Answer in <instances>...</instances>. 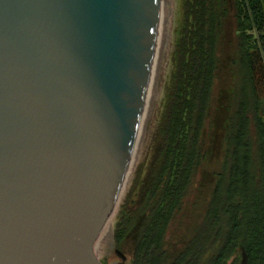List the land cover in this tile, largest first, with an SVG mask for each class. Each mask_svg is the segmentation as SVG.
Segmentation results:
<instances>
[{
    "label": "water",
    "instance_id": "obj_1",
    "mask_svg": "<svg viewBox=\"0 0 264 264\" xmlns=\"http://www.w3.org/2000/svg\"><path fill=\"white\" fill-rule=\"evenodd\" d=\"M171 2L0 0V264H106Z\"/></svg>",
    "mask_w": 264,
    "mask_h": 264
},
{
    "label": "trees",
    "instance_id": "obj_2",
    "mask_svg": "<svg viewBox=\"0 0 264 264\" xmlns=\"http://www.w3.org/2000/svg\"><path fill=\"white\" fill-rule=\"evenodd\" d=\"M183 14L132 263L264 264V0H184ZM196 183L201 211L174 246L170 222Z\"/></svg>",
    "mask_w": 264,
    "mask_h": 264
},
{
    "label": "rangeland",
    "instance_id": "obj_3",
    "mask_svg": "<svg viewBox=\"0 0 264 264\" xmlns=\"http://www.w3.org/2000/svg\"><path fill=\"white\" fill-rule=\"evenodd\" d=\"M183 2L184 0H172L171 2L169 10V26L165 37L166 46L162 65L163 69L159 80L160 83L155 94L156 97L153 107L154 112L152 122L150 124V130L145 138L146 140L142 148L138 152L136 159L130 166L131 169L125 180L126 183L120 196L121 199L119 201V205L116 209V213L112 217V226L109 235L97 248H95V253L106 264H117L119 261H123L120 257L121 255L116 251L117 247L123 254L127 255V258L124 261L128 264H133V252L136 243L135 233L137 231L135 227L141 220L140 216L137 218V215L141 213L139 208L143 203L145 189L151 183L155 165H157V152L161 143L158 136V130L164 116V100L167 92V81L173 69V51L176 46V37L183 26ZM198 192V183H196L193 194L190 193V196L185 199L183 210L170 222L167 238H169L171 243L175 244L174 246H176V243L182 236V233L184 231L186 232L188 228L194 224L201 211L203 205V201L201 200L203 199H200L199 201L198 196L200 194ZM124 205L131 209L130 211H132V216H134L131 223V228L133 227V229L126 234L123 243L118 246L117 241L115 240V230L117 228L116 223Z\"/></svg>",
    "mask_w": 264,
    "mask_h": 264
},
{
    "label": "flooded vegetation",
    "instance_id": "obj_4",
    "mask_svg": "<svg viewBox=\"0 0 264 264\" xmlns=\"http://www.w3.org/2000/svg\"><path fill=\"white\" fill-rule=\"evenodd\" d=\"M121 253H122V252H121ZM120 255H121L120 257L122 258V260H123V261H119L118 263H119V264H123V263H125V264H126L127 262H125L124 260H126V258H127V255H125V254H123V253H122V254H120Z\"/></svg>",
    "mask_w": 264,
    "mask_h": 264
},
{
    "label": "bare ground",
    "instance_id": "obj_5",
    "mask_svg": "<svg viewBox=\"0 0 264 264\" xmlns=\"http://www.w3.org/2000/svg\"><path fill=\"white\" fill-rule=\"evenodd\" d=\"M109 232H110V230H109L108 233L105 235V237L102 239L103 241L108 237Z\"/></svg>",
    "mask_w": 264,
    "mask_h": 264
}]
</instances>
